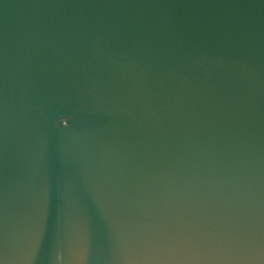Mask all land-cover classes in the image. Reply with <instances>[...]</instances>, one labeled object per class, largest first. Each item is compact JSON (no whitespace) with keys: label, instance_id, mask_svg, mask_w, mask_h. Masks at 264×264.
<instances>
[{"label":"water","instance_id":"1","mask_svg":"<svg viewBox=\"0 0 264 264\" xmlns=\"http://www.w3.org/2000/svg\"><path fill=\"white\" fill-rule=\"evenodd\" d=\"M264 264V0H0V264Z\"/></svg>","mask_w":264,"mask_h":264},{"label":"bare ground","instance_id":"2","mask_svg":"<svg viewBox=\"0 0 264 264\" xmlns=\"http://www.w3.org/2000/svg\"><path fill=\"white\" fill-rule=\"evenodd\" d=\"M59 264H61V258H60V260H59Z\"/></svg>","mask_w":264,"mask_h":264}]
</instances>
